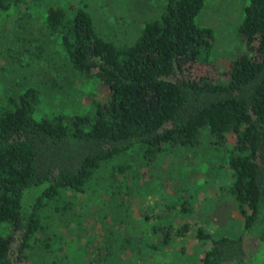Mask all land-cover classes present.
Returning <instances> with one entry per match:
<instances>
[{
  "label": "trees",
  "instance_id": "obj_1",
  "mask_svg": "<svg viewBox=\"0 0 264 264\" xmlns=\"http://www.w3.org/2000/svg\"><path fill=\"white\" fill-rule=\"evenodd\" d=\"M204 1L163 0L131 41L113 43L85 6L0 0V30L38 5L56 41L23 36L32 49L15 50L13 35L0 44V264H264V0L242 4L233 30L243 50L222 68L212 29L195 22ZM57 55L100 84L84 112L40 108V85L64 88ZM205 144L206 158L220 152L228 168L238 234L202 227L193 217L202 206L175 181L139 197V163L180 149L195 158ZM174 239L192 240L172 247Z\"/></svg>",
  "mask_w": 264,
  "mask_h": 264
},
{
  "label": "rangeland",
  "instance_id": "obj_2",
  "mask_svg": "<svg viewBox=\"0 0 264 264\" xmlns=\"http://www.w3.org/2000/svg\"><path fill=\"white\" fill-rule=\"evenodd\" d=\"M48 1L53 5L64 8L67 5L85 6L86 10L91 13L96 27L115 43L131 41L143 21L156 17L163 0H38V2L35 0L34 3L41 5L44 2L48 3ZM244 3L245 0H205L195 17L197 24L208 26L213 31L211 58L212 60L218 59L215 62L218 68L226 66L230 60L234 59L243 50V44L238 41L233 27L239 15V10ZM37 9L38 5L32 6L30 10L32 12L31 18L28 17L22 20L23 22L20 21V25L15 20L14 14L3 21L0 30V44L6 38L15 35L13 39V46H15L13 49L15 50H18L21 45L25 46L24 49H32L27 42H24V37L38 40L40 43H44L45 46H56V41L42 24L41 16L36 15ZM17 37H20V39L23 37V39L19 40ZM54 57V61L64 76V88L54 90L39 84L42 87L40 88V108L44 113L86 111L89 108L91 98L98 96L96 89L100 93V84L95 88L88 79L75 75L64 64L61 56ZM1 65L7 67L5 63H1ZM11 77H16L14 72H10L8 76L3 77L8 85L11 80L6 79ZM202 134L204 137L205 134L207 135L203 142L207 141L211 144L209 132L202 129ZM232 140V135L228 134L227 144H230ZM208 148V144L203 145L201 147L203 153L195 156V158L189 156L190 152L188 150L180 149L179 152L176 150L175 153H163L146 166H143L142 162L139 163L137 169L145 175L144 181L141 182L139 187V190L144 192L139 197L145 199V191H150L152 197H157L163 193L162 189L171 188V183L175 181L181 192L190 197V206L196 204L202 206L201 210L194 208L193 212L195 221L200 218L202 227L206 226L205 228L212 235L222 233L224 235L238 234L242 229L241 218L236 216L237 212L232 204L233 201L224 196L226 194L224 187L229 178L228 168L226 164H222L223 160L220 152L214 151L215 156L206 158ZM212 153V151H209L208 155L211 156ZM207 159H210V164L206 163ZM172 189L174 188L172 187ZM160 190L162 191L160 192ZM224 198L225 200H223ZM74 199L77 200L76 204L81 208L84 196L78 193L75 194ZM204 208H207V215L202 210ZM62 229L63 225H60L56 230L61 231ZM186 240L192 239H174L170 245L172 247L174 245L187 246ZM194 241L195 239H193ZM197 244L200 245L199 242ZM89 250L91 251L90 248ZM189 250L193 251V247L190 246ZM128 253L124 248L119 251L118 255L122 259L127 258ZM91 257H93L92 253L89 258ZM168 261L175 263L173 258H168ZM155 262L160 263L159 258H156ZM163 263H167V261Z\"/></svg>",
  "mask_w": 264,
  "mask_h": 264
},
{
  "label": "crops",
  "instance_id": "obj_3",
  "mask_svg": "<svg viewBox=\"0 0 264 264\" xmlns=\"http://www.w3.org/2000/svg\"><path fill=\"white\" fill-rule=\"evenodd\" d=\"M223 200H225V198L223 199ZM232 204H233V206H234V209H235V211H236V208H235V204H234V202H232ZM207 208H210V207H207ZM207 208H204V209H202L203 211H204V213H205V215H207L208 213H206V209ZM237 212V211H236ZM236 215V214H235ZM236 216H239V218H241V216L238 214V212H237V215ZM201 221V220H200ZM206 227V226H205ZM222 232V231H221ZM160 261V263L159 264H163V262H165L166 261V259H162V260H159ZM166 264H170V262L169 263H166Z\"/></svg>",
  "mask_w": 264,
  "mask_h": 264
}]
</instances>
